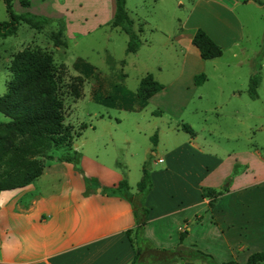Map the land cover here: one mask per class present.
<instances>
[{"label":"rangeland","instance_id":"1","mask_svg":"<svg viewBox=\"0 0 264 264\" xmlns=\"http://www.w3.org/2000/svg\"><path fill=\"white\" fill-rule=\"evenodd\" d=\"M125 7L135 22L133 29H137V23L142 29L140 45L133 53L125 52L127 36L118 28L105 24L90 30L97 21L106 20L114 9V0H33V11L61 16L67 9L60 18L69 22L68 38L63 22L66 46L54 47L47 38L49 31L60 28L58 19H51L38 31L21 23L15 34L0 38V95L10 77L7 66L12 54L24 47L50 51L61 85L63 123L73 127L74 131L84 126L80 134L73 137L74 145L82 143L90 158L97 157L107 166L117 168L133 190L144 162L148 172L162 171L165 162L159 163L156 158H163V146L173 141L185 143L188 139L186 132L180 130L172 134L167 130L166 127L175 126L170 118H177V127L182 124L191 127L197 139L204 140L208 150L215 151L217 156L228 149L252 145L260 147L264 156V53L257 62L261 64L257 96L251 99L246 92L249 75L255 71V57L262 45L263 7L245 0H125ZM12 8L16 13L25 11L17 0L13 1ZM7 19L0 0V21ZM197 28L207 30L214 37L222 48L219 57L209 60L199 57L190 42V36ZM83 29L88 32L79 35ZM232 37L238 39L237 44L229 45ZM78 61L94 67L85 78L81 75L84 68L74 66ZM146 73L164 88L141 109L135 107V100L128 95L116 94L114 106L91 98L93 91L99 98L115 96L118 87L119 91L125 89L133 93ZM191 74H203L204 80L199 85H192L194 76L192 79ZM73 77H79L80 81ZM69 85L78 86V98L73 96ZM231 90L236 93L231 95ZM6 120L0 114V121ZM154 133L155 145L150 139ZM61 152V149L51 150L53 156ZM111 152L114 157L108 154ZM169 159L173 172L177 170L181 176L193 179L196 158L190 150L181 147ZM227 199L231 204L260 202L264 205V191L235 193ZM217 201L218 198L214 204ZM154 230L151 236L155 242L158 240L170 249L177 247L179 234L173 224ZM189 242V238L183 241L185 246ZM153 254L146 249L144 255L151 257ZM175 258L176 262L184 264V260Z\"/></svg>","mask_w":264,"mask_h":264},{"label":"crops","instance_id":"2","mask_svg":"<svg viewBox=\"0 0 264 264\" xmlns=\"http://www.w3.org/2000/svg\"><path fill=\"white\" fill-rule=\"evenodd\" d=\"M245 1L256 3L253 0ZM32 2L33 0H29V5L22 8L52 20L64 17L67 10L64 9L61 16H53L41 10H31ZM113 10L105 21H97L90 30L108 24ZM63 22L65 36L68 38L69 22ZM139 25L136 24L137 27ZM82 31L83 33H77L82 35L88 32L87 29ZM204 31L216 43L214 37L207 30ZM191 37L192 35L190 40ZM237 40L232 37L229 45L237 44ZM193 76L191 74L192 79ZM203 80L204 78L192 85H199ZM217 89L220 88L217 86ZM235 93L236 90L230 91L231 95ZM93 94L94 91L91 98ZM118 106L121 107L120 104ZM135 107L141 109L137 103ZM170 119L174 120L175 126L166 127L167 130L172 134L183 131L181 126L177 127V118ZM192 131L193 135L187 133L189 137L185 143L173 141L164 145L163 158H156V161L161 159L159 163L165 162L162 171L149 172L151 185L143 198V205L148 213L141 233L143 242L140 247L143 248L140 257H150L144 255L146 243L156 249H170L158 240L155 242L151 235L155 228L173 224L176 233H184L180 247L207 253L217 264L231 260L237 264L244 263L250 253L264 250V205L260 202L231 204L227 202V198L235 193L257 194L264 191L260 189L264 187V156L261 148L255 145L248 148L243 146L228 149L217 156L215 151L208 150L209 146L204 140L197 139L193 129ZM156 142L155 134V144ZM82 146V143L76 146L71 141V147L79 153L80 171L94 177L99 186L87 191L81 172L75 170L71 163L51 161L45 163L41 174L30 183L0 191V264L130 263L134 248L138 246L133 240L131 243L126 234L130 230L129 236L132 237L135 226L132 207L125 199L106 195L100 188L115 185L123 175L117 168L107 166L106 162L97 157L90 158ZM184 146L196 158L192 180L187 175L181 176L177 170H171L170 156H175L177 150ZM108 154L110 157L115 156L112 152ZM228 176H231V180L227 191L209 208L208 198L201 196V189H218ZM126 182L129 191L134 193L137 182L134 190L127 180ZM186 226H189L188 230L185 229ZM187 238L190 242L185 246L183 241ZM148 264L180 263L175 260L172 263ZM184 264L207 263L195 258L184 260Z\"/></svg>","mask_w":264,"mask_h":264},{"label":"trees","instance_id":"3","mask_svg":"<svg viewBox=\"0 0 264 264\" xmlns=\"http://www.w3.org/2000/svg\"><path fill=\"white\" fill-rule=\"evenodd\" d=\"M23 8L29 5V0H17ZM263 6L262 20L264 22V2L253 0ZM8 19L0 21V38L15 34L19 24H26L36 31L50 23L48 17L34 14L28 11L16 13L12 8L13 0H2ZM60 28L51 30L47 34L54 47H65L66 41L63 35V21L58 19ZM111 28H118L126 34V53H133L140 45L139 33L140 25L133 29V19L129 17L125 9V0H114L113 15L109 21ZM191 44L197 49L198 55L203 60L217 58L222 50L207 33L197 28L191 37ZM264 53V30L262 45L255 57V71L249 75L247 95L253 99L257 96L256 86L260 76L258 70L260 64L257 63ZM81 65L84 68L82 76H88L94 67L86 62L78 61L74 66ZM9 79L5 82L4 92L0 95V113L7 120L0 121V191L22 187L30 183L41 174V171L48 161H63L71 163L75 170L80 171L78 166L79 153L71 147L73 137L80 134V129L74 131L73 127L64 124L63 101L61 85L58 81L57 66L55 65L52 53L39 47H24L12 54L7 66ZM204 78L203 74L194 76V83L198 84ZM80 81L79 77H73ZM75 98L79 97L78 86L69 85ZM163 84L157 82L150 73H146L140 78L138 86L133 93L116 88L115 96L107 95L99 98L93 94L92 99L107 106H113L116 101V94L128 97L132 96L139 108L145 106L148 98L163 88ZM121 89V87H120ZM121 107L129 109L128 106ZM181 128L189 135H193L192 129L182 124ZM150 139L155 144V134ZM61 149L58 156H53L51 150ZM85 189H93L99 186L95 178L81 172ZM231 180L228 176L220 188H202L201 196L208 198L209 208L213 207L216 199L225 191ZM150 178L146 162L142 164L141 176L136 183L134 193L129 191L126 179H120L115 185L101 186V192L106 195L117 196L125 199L132 207L135 226L126 231L131 243H142V228L147 218L148 209L143 205V198L150 188ZM184 233H179L178 245L174 249H156L147 245L145 249H150L153 254L149 259L140 257L142 248L135 246L134 255L129 264H148L150 262L172 263L177 256L181 260L201 259L207 264H217L211 255L196 249H184L179 246ZM150 256V255H149ZM264 261V250L255 251L248 255L244 263L257 264ZM222 264H237L234 261H227Z\"/></svg>","mask_w":264,"mask_h":264},{"label":"built area","instance_id":"4","mask_svg":"<svg viewBox=\"0 0 264 264\" xmlns=\"http://www.w3.org/2000/svg\"><path fill=\"white\" fill-rule=\"evenodd\" d=\"M157 161H158V162H160V161H161V159H157Z\"/></svg>","mask_w":264,"mask_h":264}]
</instances>
